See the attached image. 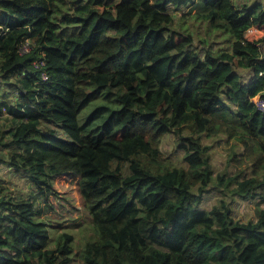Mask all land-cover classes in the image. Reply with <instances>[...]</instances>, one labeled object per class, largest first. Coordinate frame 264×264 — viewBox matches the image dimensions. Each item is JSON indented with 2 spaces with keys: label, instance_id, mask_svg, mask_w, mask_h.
<instances>
[{
  "label": "trees",
  "instance_id": "16d2710c",
  "mask_svg": "<svg viewBox=\"0 0 264 264\" xmlns=\"http://www.w3.org/2000/svg\"><path fill=\"white\" fill-rule=\"evenodd\" d=\"M201 1L196 39L175 15L197 0H0V118L16 122L0 168L28 183L0 184V264H72L74 236L39 206L66 174L90 221L81 264H264V36L245 38L264 6ZM231 141L218 174L211 152Z\"/></svg>",
  "mask_w": 264,
  "mask_h": 264
},
{
  "label": "rangeland",
  "instance_id": "374dc122",
  "mask_svg": "<svg viewBox=\"0 0 264 264\" xmlns=\"http://www.w3.org/2000/svg\"><path fill=\"white\" fill-rule=\"evenodd\" d=\"M201 0H197L195 5L190 9H185L183 12H179L176 17V25L178 24V20L180 17L184 18V21L187 25L190 26V33L194 35L196 39L199 38H206L205 34V27L202 24H195L194 18L192 15L195 14H204L206 10L201 3ZM251 4L253 3H260L264 6V0H249ZM192 14V15H191ZM217 37L214 42L221 43L222 37L218 35V33H214L211 35V40L213 41V37ZM264 36V27H254L250 29L245 38L249 41H256ZM13 124H16L14 120H12L8 116H3L0 118V128H12ZM49 127H53L57 130V135L64 137V134L61 132L60 127L56 125H52V123H47ZM209 143V140L206 141ZM233 141L229 142L227 145L221 143L220 145L216 146L211 152L212 154V161L215 165L216 172L218 174L223 173L224 171H228V174L232 172V166L228 163V155L230 154L232 148ZM173 137L169 136L168 139H164L162 142L163 155L165 159L171 158V145L173 146ZM211 144V142H210ZM215 146V142L213 144ZM0 184L5 188H8V194L12 196L17 195L19 191H27L28 183L21 181L18 176L14 175L12 171H9L5 167L0 168ZM54 189L57 193V196L51 195L50 196V206L52 209L47 210L44 204H40L39 206L43 209L42 217L51 225L50 228L64 230L67 229L68 233L74 236V243L73 248L75 252V257L73 258L72 264H81L80 260H78V251L82 248L84 242L87 240L89 235L91 234L90 231H85L89 229L90 221L88 218V214L82 207V202L78 192V177L72 174H66L62 176H58L54 178L53 181ZM209 196L206 198L210 202H215V196L213 193H209ZM214 197V198H213ZM232 207L234 208L235 219L240 221H247L254 218V211L256 207V203H244L242 201H236L235 203L229 199ZM50 246H52L50 244ZM54 245L51 248H54Z\"/></svg>",
  "mask_w": 264,
  "mask_h": 264
},
{
  "label": "built area",
  "instance_id": "2783aa9c",
  "mask_svg": "<svg viewBox=\"0 0 264 264\" xmlns=\"http://www.w3.org/2000/svg\"><path fill=\"white\" fill-rule=\"evenodd\" d=\"M30 48L28 45V41L20 48V53L23 54L25 52H29ZM43 63H40L39 66H35V68L43 67ZM45 75V74H44ZM43 75V79H46ZM253 104L257 108L258 111L264 112V99L261 97H256L253 99Z\"/></svg>",
  "mask_w": 264,
  "mask_h": 264
},
{
  "label": "clouds",
  "instance_id": "9594fccd",
  "mask_svg": "<svg viewBox=\"0 0 264 264\" xmlns=\"http://www.w3.org/2000/svg\"><path fill=\"white\" fill-rule=\"evenodd\" d=\"M44 77H45V75H44Z\"/></svg>",
  "mask_w": 264,
  "mask_h": 264
}]
</instances>
